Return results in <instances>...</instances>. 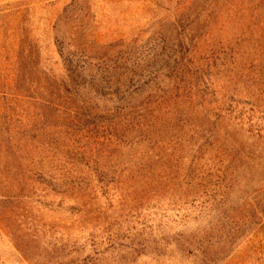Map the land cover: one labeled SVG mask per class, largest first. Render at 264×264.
<instances>
[{"label":"rangeland","instance_id":"rangeland-1","mask_svg":"<svg viewBox=\"0 0 264 264\" xmlns=\"http://www.w3.org/2000/svg\"><path fill=\"white\" fill-rule=\"evenodd\" d=\"M0 264H264V0H0Z\"/></svg>","mask_w":264,"mask_h":264}]
</instances>
